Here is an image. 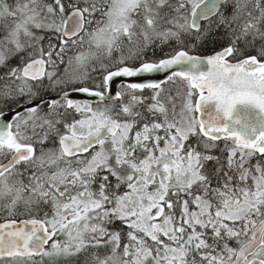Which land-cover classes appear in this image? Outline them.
I'll return each mask as SVG.
<instances>
[{
	"label": "snow or ice",
	"instance_id": "obj_1",
	"mask_svg": "<svg viewBox=\"0 0 264 264\" xmlns=\"http://www.w3.org/2000/svg\"><path fill=\"white\" fill-rule=\"evenodd\" d=\"M0 264H264V0H0Z\"/></svg>",
	"mask_w": 264,
	"mask_h": 264
}]
</instances>
